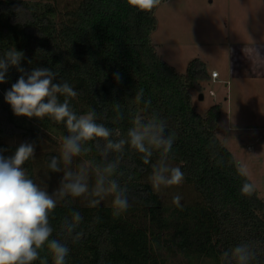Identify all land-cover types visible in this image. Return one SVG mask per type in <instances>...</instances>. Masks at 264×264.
Returning a JSON list of instances; mask_svg holds the SVG:
<instances>
[{"label":"trees","instance_id":"16d2710c","mask_svg":"<svg viewBox=\"0 0 264 264\" xmlns=\"http://www.w3.org/2000/svg\"><path fill=\"white\" fill-rule=\"evenodd\" d=\"M155 11H139L127 0H80L57 21L53 8L0 0V58L15 48L24 54L19 67L26 77L36 68H47L54 73L53 83L74 88L76 97L57 94V101L67 100L77 117L94 113L95 122L109 129L107 139L89 142L98 163L107 170L112 166L109 185L115 181L130 205L114 217L112 202L105 203L109 195H95L96 188L88 205L70 194H57L48 217L52 234L32 264H55L51 241L69 248L65 264H170L178 257L180 264H240L237 246L246 248V264H264V199L216 136L220 105L205 116L192 105L189 87L200 89V82L210 78L205 63L191 61L182 75L157 54L151 41L158 24ZM20 75L10 66L7 82L0 84V154L8 158L20 144H32L34 154L22 167L38 185L35 156L47 134L43 130L55 129L64 138L73 134L65 122L48 116L32 117V125L16 118L4 94ZM145 126H151L149 139L163 127V139L173 141L166 151V145L146 139L151 151L147 164L145 154L128 143L129 130L144 131ZM121 140V150L107 147ZM53 157L59 168L62 159L55 153H48L45 161L50 164ZM172 164L184 173L181 185L192 188V199L184 196L181 185L158 191L152 187L154 168ZM245 183L254 187L250 195L242 193ZM176 195L179 204L173 203ZM92 201L99 203L92 207ZM75 213L82 219L69 231Z\"/></svg>","mask_w":264,"mask_h":264},{"label":"rangeland","instance_id":"374dc122","mask_svg":"<svg viewBox=\"0 0 264 264\" xmlns=\"http://www.w3.org/2000/svg\"><path fill=\"white\" fill-rule=\"evenodd\" d=\"M25 1L37 9L53 8L57 21L80 2ZM155 15L158 24L151 41L162 60L182 75L191 61L200 59L205 63L210 78L200 82V89L189 87L192 105L202 116L214 105H220L216 136L264 199V0H165L156 7ZM249 47L259 51V60L242 51ZM213 72L218 77H211ZM16 118L27 125L35 123L32 118ZM43 131L47 134L35 156L36 181L42 190L56 199L62 185L79 176L88 191L76 200L88 205L98 180L103 179V187L109 188L111 171L98 163L89 141H81V152L70 163L62 160L59 171H50L45 156L55 153L62 159L64 137L52 128ZM66 174H71L69 179H65ZM181 186L184 196L192 199V188ZM107 195L105 203L110 204L112 194H104V198ZM180 263L181 257L170 260V264Z\"/></svg>","mask_w":264,"mask_h":264},{"label":"clouds","instance_id":"9594fccd","mask_svg":"<svg viewBox=\"0 0 264 264\" xmlns=\"http://www.w3.org/2000/svg\"><path fill=\"white\" fill-rule=\"evenodd\" d=\"M131 7L143 12H151L156 8L161 0H127ZM250 56L260 59V53L254 47L242 49ZM23 52L15 48L7 50L0 58V84L6 83V73L10 66H16L21 73L15 83L4 94V100L11 107L16 116L27 118H43L48 116L57 123L65 122L66 127L73 135L67 136L63 140L61 147V158L65 163H70L73 156L81 152V141H89L93 138L107 139L110 136L108 128L102 124H97L94 120V113L89 112L79 117L74 114L68 101L63 103L57 101V94L66 97H76L77 92L69 83H53L54 73L47 68L34 69L30 75L25 76V70L19 67L23 58ZM119 80V73L115 74ZM144 131L137 128L129 130L128 143L139 153L145 154L144 163H148L151 151L145 146V140L156 146L166 145V151H170L173 141L163 139V127L159 133L152 135L149 139L148 129ZM125 141L119 143L109 142L107 147L116 151L121 150ZM4 150L0 149V153ZM34 154V147L29 143H22L16 148L14 155L5 158L0 154V264H32L38 258L37 249L41 248L48 241L52 234L49 225V214L56 208V200L46 191L42 190L33 180L29 179L23 169V165ZM49 167L52 171H59L58 161L52 158ZM112 166H109L111 171ZM167 173L165 176L163 173ZM240 172L244 174L243 167ZM71 174H66L65 179H69ZM152 187L159 190L163 187L180 185L184 180V173L179 167L154 168L152 176L149 178ZM103 179L98 180V188L95 195L113 194L112 209L113 216L119 217L130 207L126 196L117 191L118 185L115 181L110 182L109 188H103ZM253 185L245 183L242 187L243 194H251ZM88 191L87 184L82 182L78 176L70 183L63 184L60 195H71L79 197ZM180 196L173 197V203L179 204ZM99 201H92L91 206ZM82 217L75 213L72 223L68 224V230L72 231L76 224H79ZM79 235L77 239H79ZM49 248L53 253L55 264H65L69 255V248L57 241H51ZM240 264H246L248 259L244 246H237L234 249Z\"/></svg>","mask_w":264,"mask_h":264},{"label":"built area","instance_id":"2783aa9c","mask_svg":"<svg viewBox=\"0 0 264 264\" xmlns=\"http://www.w3.org/2000/svg\"><path fill=\"white\" fill-rule=\"evenodd\" d=\"M211 77H213V78L218 77V73H217V72H213V73L211 74Z\"/></svg>","mask_w":264,"mask_h":264},{"label":"water","instance_id":"95a60500","mask_svg":"<svg viewBox=\"0 0 264 264\" xmlns=\"http://www.w3.org/2000/svg\"><path fill=\"white\" fill-rule=\"evenodd\" d=\"M200 98L202 99V98H203V96H200Z\"/></svg>","mask_w":264,"mask_h":264}]
</instances>
